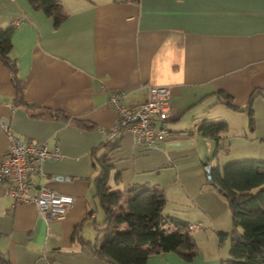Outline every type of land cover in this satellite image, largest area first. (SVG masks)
Here are the masks:
<instances>
[{
    "label": "crops",
    "instance_id": "obj_1",
    "mask_svg": "<svg viewBox=\"0 0 264 264\" xmlns=\"http://www.w3.org/2000/svg\"><path fill=\"white\" fill-rule=\"evenodd\" d=\"M59 1L66 17L57 25L29 0H0V24L15 27L12 55L26 80L25 99L69 115L35 116L17 105L10 70L0 61V163L10 145L2 120H9L16 136L60 148L63 156L46 161L45 176L37 182L75 199L62 217L45 219L33 203L9 196L8 181L0 182V252L7 264H109L81 238L94 242L97 235L96 230L89 235L87 227L94 221L89 211L96 220L100 215L95 187L100 168L93 161L105 153L101 144L117 122L108 99L118 89L134 104L148 97L151 85L168 86L172 110L157 147L135 143L129 132L121 136L110 153L112 189L155 185L165 193V214L193 228L222 224L227 206L209 183L206 166H214V153L226 146L229 134L217 142L197 128L205 120L221 122L216 109L225 110L223 105L242 111L218 102L216 91L245 106L264 87V0ZM252 105L255 119L264 114L263 95ZM72 118L96 127L81 129ZM251 129L243 127L235 144L250 150L252 136L260 133L257 120ZM173 252L154 254L148 264L187 263ZM207 254L199 247L197 263L223 259Z\"/></svg>",
    "mask_w": 264,
    "mask_h": 264
},
{
    "label": "trees",
    "instance_id": "obj_2",
    "mask_svg": "<svg viewBox=\"0 0 264 264\" xmlns=\"http://www.w3.org/2000/svg\"><path fill=\"white\" fill-rule=\"evenodd\" d=\"M35 9H42L53 17L58 25L66 14L59 0H29ZM15 27L0 24V61L10 70L11 83L15 89L14 102L26 107L31 115L48 112L51 116L68 119L69 115L59 109H50L25 99L26 80L21 75L16 58L12 55L13 33ZM217 101L228 107L247 111L253 128V100L257 95L264 96V87L255 89L245 106L236 105L232 94L224 90L215 92ZM71 121L81 129L96 127L88 119L72 118ZM203 136L223 139L228 131L226 121H202L197 128ZM121 136L101 144L106 151L100 157L94 156L93 163L100 168L95 179L96 197L103 211L102 221L96 220L89 211L87 218H93L97 231L94 242L84 241L92 254L109 264H148L154 254L171 251L178 252L186 261H193L199 247L193 234L190 221L164 213L166 196L162 189L148 183H133L127 189H112L109 179L113 164L110 153L119 146ZM218 148L214 156H218ZM209 183L226 200L233 217L231 232L218 231L220 242L230 237L228 255L220 264H264V161L249 158L228 162L222 168L211 167ZM207 175V176H208ZM82 223L77 224L78 234ZM0 264L7 260L0 252Z\"/></svg>",
    "mask_w": 264,
    "mask_h": 264
},
{
    "label": "built area",
    "instance_id": "obj_3",
    "mask_svg": "<svg viewBox=\"0 0 264 264\" xmlns=\"http://www.w3.org/2000/svg\"><path fill=\"white\" fill-rule=\"evenodd\" d=\"M171 90L165 85H151L148 97L128 104L126 91L111 93L108 104L117 110L118 119L107 132L108 139L129 132L135 143L144 147H157L168 129L171 117ZM10 145L0 163V182L8 181V194L17 201L33 203L39 215L45 219L62 217L75 202L74 196L57 192L37 181L45 176V162L63 156L56 146L50 150L45 142H37L16 136L9 120H2Z\"/></svg>",
    "mask_w": 264,
    "mask_h": 264
},
{
    "label": "rangeland",
    "instance_id": "obj_4",
    "mask_svg": "<svg viewBox=\"0 0 264 264\" xmlns=\"http://www.w3.org/2000/svg\"><path fill=\"white\" fill-rule=\"evenodd\" d=\"M224 107L225 110L221 109H216L217 112L221 114V117L216 119V121H226L230 124V129L228 131V140L226 142V146L223 144L219 148V155L215 157V164L214 165H219L221 168L227 164L228 162L235 161V160H243V159H249V158H254L258 160L264 161V114L259 113L256 117L254 118V124H253V130H255L256 127V120L257 124L260 128V133L257 137L252 138L256 139L255 144H253L249 148H245L240 146V144L236 145V141L241 139L242 134H244L243 127L246 126V130L249 132L252 129L247 125L249 124V115L247 112L243 111H238V110H232L227 108L226 106H221ZM255 117V116H254ZM263 127V128H262ZM230 142L232 144L230 145ZM263 145L261 146V144ZM235 144V145H234ZM224 202L226 204V200L224 199ZM98 204V202H97ZM92 205L95 207L94 203ZM227 206V205H226ZM100 210V215L98 216V220H102V215L103 212L100 209V206L98 204L97 206ZM88 224V234L91 236H95L96 231L92 225L91 220L87 221ZM204 227H196L193 228V234L196 238L198 247H201L205 254L210 255L211 253H218V256L220 255V258H225L228 255L230 245H231V239L230 237L226 239L223 243L220 242V238L218 236V231H225V232H231L234 228L233 224V217L230 212V210L227 207V212L224 214L223 217V223L220 225H207L204 223ZM168 253V252H167ZM179 259L182 261L187 262L186 264H198L197 260L195 259L193 261H186L178 252L174 251L173 252ZM166 253L160 254L161 257L165 255ZM180 264V263H178Z\"/></svg>",
    "mask_w": 264,
    "mask_h": 264
},
{
    "label": "water",
    "instance_id": "obj_5",
    "mask_svg": "<svg viewBox=\"0 0 264 264\" xmlns=\"http://www.w3.org/2000/svg\"><path fill=\"white\" fill-rule=\"evenodd\" d=\"M211 165H207L206 166V171H207V173H209L210 172V170H211ZM208 178H210V176L208 175ZM218 190H219V188H218Z\"/></svg>",
    "mask_w": 264,
    "mask_h": 264
}]
</instances>
